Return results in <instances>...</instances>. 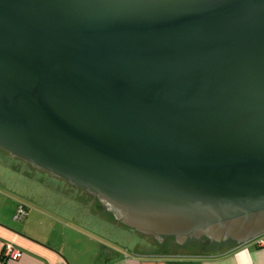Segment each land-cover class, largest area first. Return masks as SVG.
<instances>
[{
    "label": "water",
    "instance_id": "obj_1",
    "mask_svg": "<svg viewBox=\"0 0 264 264\" xmlns=\"http://www.w3.org/2000/svg\"><path fill=\"white\" fill-rule=\"evenodd\" d=\"M0 148L141 232L264 235V0H0Z\"/></svg>",
    "mask_w": 264,
    "mask_h": 264
},
{
    "label": "crops",
    "instance_id": "obj_2",
    "mask_svg": "<svg viewBox=\"0 0 264 264\" xmlns=\"http://www.w3.org/2000/svg\"><path fill=\"white\" fill-rule=\"evenodd\" d=\"M97 200L84 188L0 148V264H264V248L255 239L217 252L199 248L194 254L191 246L134 229L97 208ZM21 205L27 214L15 219ZM98 223L106 234L95 230ZM111 228L124 240L109 233ZM134 235L140 238L131 250L125 244L132 245ZM8 243L24 252L22 258L3 260Z\"/></svg>",
    "mask_w": 264,
    "mask_h": 264
},
{
    "label": "flooded vegetation",
    "instance_id": "obj_3",
    "mask_svg": "<svg viewBox=\"0 0 264 264\" xmlns=\"http://www.w3.org/2000/svg\"><path fill=\"white\" fill-rule=\"evenodd\" d=\"M194 224L195 223L193 220H191L190 222H185L184 226H173L170 223H166V225L162 227L161 230H159V233H157L156 231H150L147 233L152 234L156 237L161 236V238L162 236L175 237V241L173 242V244L176 246L180 245L181 247L188 246L187 243L190 244V241H194L195 243L200 242V248H207L209 245H212L214 243H221L227 247L228 245L237 242L227 234V231L218 233L216 230L214 231L213 229H209V226H202L195 229L193 228ZM217 235L219 236L217 237Z\"/></svg>",
    "mask_w": 264,
    "mask_h": 264
},
{
    "label": "rangeland",
    "instance_id": "obj_4",
    "mask_svg": "<svg viewBox=\"0 0 264 264\" xmlns=\"http://www.w3.org/2000/svg\"><path fill=\"white\" fill-rule=\"evenodd\" d=\"M95 224V223H94ZM102 224V223H101ZM102 226V227H101ZM85 228H86V230H90L89 228H87V226H85ZM94 228H95V230H97V231H99L100 232V235L102 234V235H104V234H106L107 232L105 231L106 229L104 228V226H103V224L102 225H100L99 223L98 224H96L95 226H94ZM108 230V229H107ZM92 231V230H91ZM112 232H115L114 230H113V228H111V229H109V233H112ZM113 234V233H112ZM115 234H117L118 235V238H119V241L121 242V241H123L124 239H121L122 237H120L119 236V232H118V230L115 232ZM133 234H136V233H133ZM101 235V236H102ZM139 236L138 235H134L133 236V239L134 240H132V245H130V244H125V246H128L131 250L134 248L133 247V245H134V242H135V240H139ZM154 238H156V239H158V240H164V241H166V242H174L175 241V237H164V236H162V238H161V236H158V237H156V236H154ZM128 242V241H127ZM129 243V242H128ZM199 244H201L200 242H197V243H195L194 241H190V244L189 243H187V245L188 246H191V248L193 249V253L194 254H197V253H199V251H197L199 248H200V245ZM233 245H237V243H233V244H230V245H228L227 247H229V246H233ZM207 246V245H206ZM208 249H210L211 251H215V252H217V251H223L225 248H226V246L224 245V244H221V243H214V244H212V245H209L208 247H207ZM195 249V250H194Z\"/></svg>",
    "mask_w": 264,
    "mask_h": 264
},
{
    "label": "built area",
    "instance_id": "obj_5",
    "mask_svg": "<svg viewBox=\"0 0 264 264\" xmlns=\"http://www.w3.org/2000/svg\"><path fill=\"white\" fill-rule=\"evenodd\" d=\"M27 214V209L21 205L17 209V213L15 215V219H22ZM256 243L264 248V235L257 237ZM24 255V252L15 247L13 244L8 243L5 244L2 250V258L3 260H19Z\"/></svg>",
    "mask_w": 264,
    "mask_h": 264
}]
</instances>
